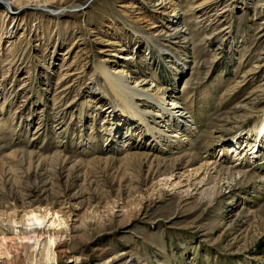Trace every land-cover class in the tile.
<instances>
[{
  "label": "rangeland",
  "instance_id": "1",
  "mask_svg": "<svg viewBox=\"0 0 264 264\" xmlns=\"http://www.w3.org/2000/svg\"><path fill=\"white\" fill-rule=\"evenodd\" d=\"M201 1L177 0L181 24L142 0L11 3L14 34L0 45V264H264V137L252 159L233 152L237 137L254 142L264 115V0ZM102 48L115 68L178 95L195 124L181 147L158 159L138 139L105 150L110 104L88 95ZM31 211L43 218L36 244L24 237Z\"/></svg>",
  "mask_w": 264,
  "mask_h": 264
},
{
  "label": "bare ground",
  "instance_id": "2",
  "mask_svg": "<svg viewBox=\"0 0 264 264\" xmlns=\"http://www.w3.org/2000/svg\"><path fill=\"white\" fill-rule=\"evenodd\" d=\"M17 0H0L6 8L2 9L0 20V45L4 42L3 39H10L14 34V26L17 20L16 14L10 12L11 3ZM210 0H202L200 4H206ZM142 8L155 13V16L161 20H168L170 23L180 21L179 6L177 0H142ZM78 4L72 7H78ZM197 4L196 7H198ZM123 8H128V3L122 5ZM184 14V13H182ZM9 17L12 23L9 26H3L4 18ZM184 20V19H183ZM181 24V21H180ZM182 28L179 30L181 37L187 29V24L183 21ZM157 24L151 22V28L157 27ZM193 26V25H192ZM183 33V34H182ZM12 38V37H11ZM112 43V42H109ZM105 49L100 50V58L93 65V72L89 82L88 95L92 98L97 92H100L104 99L110 104L107 111L102 113L103 135L105 140V150L115 149L116 151H126L127 148L133 145L138 139L140 143L137 145L144 146L149 151L156 152V158L159 153H163L168 147L179 148L184 143L185 136H188L195 128V124L187 116L185 108L178 99L176 94H168L163 96L160 93L162 86L155 84V88L147 86L148 82L145 79L136 77V74L128 73L127 71L115 68L112 64L107 63L104 59ZM215 52L214 54H217ZM124 56V55H123ZM127 59L133 60V56H126ZM152 81L153 83V72ZM4 75V74H3ZM2 75V77H3ZM155 78L156 75L154 74ZM5 100V99H4ZM3 102V101H2ZM155 117V119L153 118ZM259 125L256 128V138L254 142L248 140V137H243L239 140L237 137L233 142L243 147L236 146L233 148L234 155L242 157L249 156L254 158L261 147V139L264 137V115L258 120ZM258 141V142H257ZM88 144V142H86ZM85 144V145H86ZM252 144V145H251ZM251 146V147H250ZM246 147H248L246 149ZM107 148V149H106ZM224 148H219L222 154ZM246 150V151H245ZM247 150H251L250 152ZM249 152V153H247ZM158 153V154H157ZM142 156L147 157V153L141 152ZM209 163V162H208ZM230 171L231 168H226ZM237 174L247 175L250 179L256 176L255 172H244L236 170ZM48 215V213L46 214ZM28 228L24 231L25 238L33 240L36 244L37 229L43 224V218L36 212H29ZM54 221H51L53 224ZM54 239L48 238V244L45 245L44 256L46 259L52 257V244ZM120 259L115 257L108 258L103 264H119Z\"/></svg>",
  "mask_w": 264,
  "mask_h": 264
}]
</instances>
